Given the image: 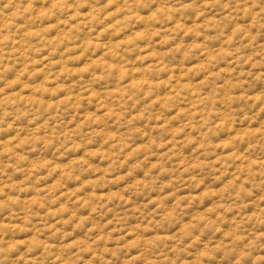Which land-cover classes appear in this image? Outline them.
<instances>
[{"label":"rangeland","instance_id":"1","mask_svg":"<svg viewBox=\"0 0 264 264\" xmlns=\"http://www.w3.org/2000/svg\"><path fill=\"white\" fill-rule=\"evenodd\" d=\"M0 264H264V0H0Z\"/></svg>","mask_w":264,"mask_h":264}]
</instances>
